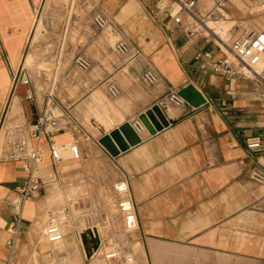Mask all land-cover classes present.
Wrapping results in <instances>:
<instances>
[{
	"label": "crops",
	"instance_id": "obj_1",
	"mask_svg": "<svg viewBox=\"0 0 264 264\" xmlns=\"http://www.w3.org/2000/svg\"><path fill=\"white\" fill-rule=\"evenodd\" d=\"M158 1L96 4L110 20V31L133 46L136 55L119 56L100 32L89 35L73 57L63 58L59 89L50 91L57 101L55 114L69 115L68 127L53 142L74 143L77 158L62 149L61 159L53 161L41 139L40 184L30 200L20 202L16 189L26 179L23 165L0 156V262L263 264L264 182L253 181L249 171L258 165L264 172V146L249 150L244 145L245 137L262 131L261 87L199 70L193 59L198 49L211 51L213 59L221 54L201 37L186 36L172 20L154 15ZM228 1L229 11L236 12L238 2L245 3ZM40 3L0 0L3 126H30L48 92L46 83L37 88L32 80L25 85L15 77L21 63L29 64L25 47ZM78 55L89 61L87 70L74 63ZM147 66L160 77L153 85L140 78ZM108 82L117 85L119 96L107 94ZM187 84L202 94L203 104H159L169 90ZM141 116L155 128L153 133L141 124ZM136 120L142 126L140 142L121 150L118 127ZM104 137L109 148L101 142ZM54 210L64 217L57 241L39 231L43 213ZM48 221L46 216L42 230ZM92 230L98 246L87 256ZM112 249L120 251L117 260H108L109 252L95 257Z\"/></svg>",
	"mask_w": 264,
	"mask_h": 264
},
{
	"label": "built area",
	"instance_id": "obj_2",
	"mask_svg": "<svg viewBox=\"0 0 264 264\" xmlns=\"http://www.w3.org/2000/svg\"><path fill=\"white\" fill-rule=\"evenodd\" d=\"M227 2L228 0H160L155 4L154 15H161L172 20L186 36H199L204 42L216 47L221 54L218 59H213L209 50L198 49L195 52L193 59L199 70H209L227 80L247 79L256 82L261 87L257 97L263 104L262 131L259 135H249L244 139L247 149L259 150L264 146V24L260 29L242 32L232 39L227 38L226 41L220 37L216 39L213 30L209 27V22L226 19ZM254 3L264 9V0H254ZM92 23L97 29H104L109 26L110 20L102 10L95 9L92 14ZM113 49L121 57L134 56L138 53L123 39H117L113 44ZM74 63L82 70L89 68V61L82 55L76 56ZM140 78L146 85H153L160 79L151 66L142 70ZM16 80L22 84L28 83L25 76ZM105 89L112 98L120 94V90L114 82H108ZM166 100L178 106L185 102L176 90H169L159 100V104ZM56 102L53 92H46L39 115L28 127L23 124H15L6 126L3 130V125L0 123V131L2 129L4 138V150L1 157L9 161L21 162L26 172L25 181L16 189L20 202L30 200L40 184L37 170L44 152L42 146L39 145L41 139L44 138L47 141L53 161L61 159L62 149L68 150L70 157H78L77 147L74 143L56 145L53 142V137L68 127L66 118L69 116L68 114H55ZM131 127L137 134L142 130L138 120L134 121ZM249 176L257 183L264 182V172L258 165H253L250 168ZM47 216L50 220L48 221L49 225L42 230V234L51 241H57L61 238L58 230L64 217L60 210L49 212ZM7 244L11 246L12 241ZM110 254L108 257L115 256V253ZM0 264H9V262L2 261Z\"/></svg>",
	"mask_w": 264,
	"mask_h": 264
},
{
	"label": "rangeland",
	"instance_id": "obj_3",
	"mask_svg": "<svg viewBox=\"0 0 264 264\" xmlns=\"http://www.w3.org/2000/svg\"><path fill=\"white\" fill-rule=\"evenodd\" d=\"M97 2L98 0H41L35 12L31 36L25 47V56L29 55L30 61L28 65L21 63L16 79L25 76L28 80L27 84L32 80L37 88L42 83H46L45 91H50L59 86L63 58L73 57L79 45L84 44L89 35H98L103 32V36L105 35L109 44L113 46L118 36H115L109 27L97 29L92 23V14ZM238 4L240 7L238 12L234 8L229 11L228 1L226 19L209 22V27L215 33L220 34L217 27L221 26L225 31L227 30L228 39L242 32L260 29L264 24V9L256 6L254 0H245L244 4L241 2ZM58 93L59 91L54 92L56 95ZM5 127L3 126V130ZM3 150L4 138L1 135L0 156ZM46 216L44 212L39 225L40 232ZM62 232H64L63 229ZM107 252L115 253V256L109 257L108 260H117L121 256L119 250L112 249L99 252L95 257H104V253ZM135 252L134 249L133 253Z\"/></svg>",
	"mask_w": 264,
	"mask_h": 264
},
{
	"label": "water",
	"instance_id": "obj_4",
	"mask_svg": "<svg viewBox=\"0 0 264 264\" xmlns=\"http://www.w3.org/2000/svg\"><path fill=\"white\" fill-rule=\"evenodd\" d=\"M177 94L186 102L188 103L190 106L196 108L198 106H200L201 104H203L204 102V98L202 96V94L196 89L194 88L191 84H187L185 85L183 88L177 90ZM156 110H159V108L157 107ZM139 121L141 122L142 125H144L147 130L150 133H153L155 131V128H153L151 126V124L147 121V119L145 118V116H141L139 118ZM166 124V123H164ZM158 129H160V126H156ZM118 132L121 135V138H118L117 141L120 144V149L124 150L126 149L128 146H133L137 143L140 142V138L138 136V134L134 131V129L131 127V125L128 122H125L123 124H121L118 127ZM102 144L109 148V143L110 140L107 137H104L101 139ZM87 234V233H86ZM86 234H82L81 235V239L83 244H86ZM88 234L90 235V238L94 239L93 241H91V246H89L88 248L85 249V253L87 256H91L92 255V251H95L97 249L98 246V238L95 235L94 230L88 231Z\"/></svg>",
	"mask_w": 264,
	"mask_h": 264
},
{
	"label": "bare ground",
	"instance_id": "obj_5",
	"mask_svg": "<svg viewBox=\"0 0 264 264\" xmlns=\"http://www.w3.org/2000/svg\"><path fill=\"white\" fill-rule=\"evenodd\" d=\"M217 21H220V19L216 20V21H211V22H217ZM211 28V27H210ZM212 29V28H211ZM218 31L220 32V34H217L214 32L213 30V33H214V36L216 39H218V37L222 38L223 40H227L228 36H227V30L225 31L221 26H218L217 27ZM1 135H2V129L0 131ZM28 200H26L25 202H27Z\"/></svg>",
	"mask_w": 264,
	"mask_h": 264
}]
</instances>
